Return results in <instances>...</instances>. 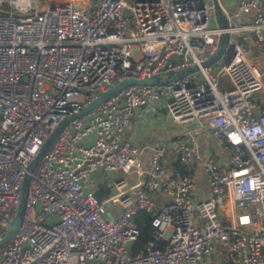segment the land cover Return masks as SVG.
I'll return each mask as SVG.
<instances>
[{"label": "built area", "instance_id": "obj_1", "mask_svg": "<svg viewBox=\"0 0 264 264\" xmlns=\"http://www.w3.org/2000/svg\"><path fill=\"white\" fill-rule=\"evenodd\" d=\"M225 14L221 27L212 0H0V264H200L217 245L227 264H264V57H250L252 41L264 52V0ZM222 33L225 51L203 65ZM153 76L166 82L81 113L116 83ZM154 107L196 125L145 163L128 128ZM25 180L19 228L1 244ZM140 211L152 234L134 252Z\"/></svg>", "mask_w": 264, "mask_h": 264}, {"label": "crops", "instance_id": "obj_2", "mask_svg": "<svg viewBox=\"0 0 264 264\" xmlns=\"http://www.w3.org/2000/svg\"><path fill=\"white\" fill-rule=\"evenodd\" d=\"M224 11L230 13L235 12L238 7L240 0H219ZM253 12L244 13L238 17L239 23L250 22L253 18ZM218 21V19H217ZM250 57L251 60L259 67L262 66V60L264 57V52L261 47L252 41L250 43ZM264 85V76H263ZM260 99L264 102V94L260 93ZM162 110L154 109L152 112L142 117L141 119H133L128 128V134L131 136L134 143L139 147L143 148V161L148 162L150 148L159 142H164L169 140L173 135L174 131L169 128V123L165 119V115L162 114ZM140 110H137V113ZM200 144L202 149L216 157L218 153L217 146L215 142L207 135H203L200 139ZM205 187L202 175L199 176V181L196 184V188L201 189ZM200 264H227L225 262V253L221 246L217 245L215 250L207 255Z\"/></svg>", "mask_w": 264, "mask_h": 264}, {"label": "water", "instance_id": "obj_3", "mask_svg": "<svg viewBox=\"0 0 264 264\" xmlns=\"http://www.w3.org/2000/svg\"><path fill=\"white\" fill-rule=\"evenodd\" d=\"M212 2H213V6H214V9H215L216 15H217V19H218L219 25L221 27H226L227 26V18H226L225 11L223 10V8H222V6L220 4V1L219 0H212ZM228 38H229V34L228 33H222L221 34L220 46H219V49H218L217 53L210 60L204 62L203 65L212 64V63L216 62L218 59H220V57L222 56V54L225 51V48L227 46ZM197 69H198L197 66H192V67H188V68H185L183 70L178 71L177 74L178 75H184V74L196 71ZM163 81L166 82V80H162L160 76H153V77H150V78H147V79H144V80H136V79L123 80L121 82L116 83L108 91H106L105 93L100 95L93 103H91L87 108L82 110L81 113H84V112L90 110L91 108H93L94 106H96L97 104H99L103 100L107 99L108 97L112 96L117 91L123 89L126 86H129V85H132V84L154 85V84H158V83L163 82ZM78 115L79 114H76L74 116H69V117L65 118L64 120H62L58 124V126L53 131V133L51 134V136L48 139V141L46 142V144L43 146V148L38 153L33 165L36 164L39 161V159L44 154V152L55 141L56 137L61 132V130L63 129L65 124H67L70 120H72L73 118L77 117ZM26 188H27V181L25 180L24 184H23V188H22V196H21V200H20V204H19V207H18L17 214L14 217V220H13V222L10 225L9 233L3 239L1 244H3L6 241H8L17 232V230L19 228V225H20V222H21L22 213H23V210H24Z\"/></svg>", "mask_w": 264, "mask_h": 264}, {"label": "trees", "instance_id": "obj_4", "mask_svg": "<svg viewBox=\"0 0 264 264\" xmlns=\"http://www.w3.org/2000/svg\"><path fill=\"white\" fill-rule=\"evenodd\" d=\"M150 216L145 211H140L137 215V223L140 228V235L134 245V252H137L145 247L151 239L152 229L150 227Z\"/></svg>", "mask_w": 264, "mask_h": 264}, {"label": "rangeland", "instance_id": "obj_5", "mask_svg": "<svg viewBox=\"0 0 264 264\" xmlns=\"http://www.w3.org/2000/svg\"><path fill=\"white\" fill-rule=\"evenodd\" d=\"M260 93L261 94H264V87H263V89L261 90ZM260 93L257 96L258 98H260ZM160 113H161V115L162 114L165 115V110H162ZM165 117H166V115H165ZM195 125L196 124L194 122L187 123V124H174V123H169V128L172 131H174L175 133H178V132L184 131L185 129H189V128L195 126ZM110 175L113 176L114 178H119V177H128L129 178V176L126 175L123 172H118V173H115V174L114 173H111ZM108 218H110V217H108Z\"/></svg>", "mask_w": 264, "mask_h": 264}]
</instances>
